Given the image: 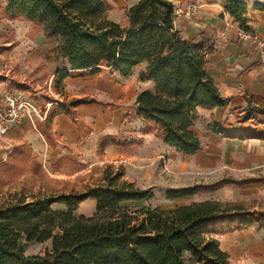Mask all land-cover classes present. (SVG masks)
<instances>
[{
    "label": "trees",
    "instance_id": "16d2710c",
    "mask_svg": "<svg viewBox=\"0 0 264 264\" xmlns=\"http://www.w3.org/2000/svg\"><path fill=\"white\" fill-rule=\"evenodd\" d=\"M4 1L5 18L41 25L47 39L61 42L62 56L72 70L94 75L105 67L129 77L146 63L140 80L153 81L154 86L136 97V116L145 133H154L184 155L202 150L203 142L193 129L194 116L199 109L223 107L227 100L206 69L214 43L185 40L176 26L171 0H134L125 28L109 19L103 0ZM225 1V13L243 32L253 34L246 1ZM257 9L264 11V5ZM56 76V83L62 84L70 72L59 70ZM90 102L96 101L81 99L57 106L75 119L71 108ZM212 129L227 134L215 123ZM123 174L107 167L105 184L88 193L32 194L29 200L16 197L0 204V264H231L214 234L264 229V212L215 200L173 210L150 206L131 210L122 204L148 199L152 192L122 181ZM246 182L228 177L170 190L167 195L176 199ZM89 198L95 200L96 212L89 217L76 215ZM57 204L65 209H56ZM45 242L51 247L44 254L27 255L28 243Z\"/></svg>",
    "mask_w": 264,
    "mask_h": 264
},
{
    "label": "rangeland",
    "instance_id": "374dc122",
    "mask_svg": "<svg viewBox=\"0 0 264 264\" xmlns=\"http://www.w3.org/2000/svg\"><path fill=\"white\" fill-rule=\"evenodd\" d=\"M103 1L109 19L125 28L131 1ZM184 17L186 16H177L176 20ZM194 17L197 14L190 18ZM17 24L22 26L26 23ZM17 35L13 31L8 36L0 37V43H14L12 47L0 46V115L8 121L9 127L6 134L0 135V204L16 197H26L29 200L28 196L32 194L88 193L105 184L106 169L111 167L114 172L121 170L124 173L122 181L134 182L137 187L150 189L152 192V197L148 199L122 204L131 210L144 206L173 210L193 202L215 200L225 206L238 205L246 210L264 212V191L243 193L237 189H217L187 197L169 198L167 194L170 190L209 185L220 179H217L216 174H203L195 168L188 172L181 171L184 156L166 146L154 133H145V128H142L138 119L129 114L133 106L129 101L125 103L128 111L125 116V145L106 143L103 139H90L83 143L81 139L77 146V158L62 156L53 145L51 116L60 111L55 102L61 103L67 97L69 102L77 100L74 95H81L82 86L77 85L73 91L67 92L68 85L65 82L57 84L55 79L58 76L53 80L54 73L64 68L65 59L62 57L60 41L44 42L41 46L30 49L31 46H24L26 39ZM7 74L12 77L14 88L5 84ZM6 91L24 93L27 108H21L20 116L15 119L4 101ZM202 124L204 123L198 126L199 131L203 129ZM65 148L67 152L70 151L69 146ZM91 205L90 202L81 203L75 214L87 216L92 211ZM55 208L64 210L65 206L57 204ZM241 232L250 233L251 239L244 240L247 241L244 247L240 245L244 241H238V246L234 249L226 245L229 233L216 232L214 236L230 252L231 264H264V253L256 256L252 252L256 246H264V229L252 227ZM50 247V242L28 243L26 253L41 255Z\"/></svg>",
    "mask_w": 264,
    "mask_h": 264
},
{
    "label": "crops",
    "instance_id": "0c3cea01",
    "mask_svg": "<svg viewBox=\"0 0 264 264\" xmlns=\"http://www.w3.org/2000/svg\"><path fill=\"white\" fill-rule=\"evenodd\" d=\"M125 1H131L130 7L135 4L134 0ZM171 1L175 6L192 8L197 14L194 18L184 17L175 21L185 40L200 43L208 39L214 43L215 50L207 56L206 69L221 95L227 100L223 107L212 110L199 109L194 116L193 129L201 138L203 147L194 155L179 152L184 156L180 170L188 172L195 168L203 174H216L220 180L228 177L248 180L241 185L226 184L219 190L237 189L243 193L264 191V113L261 111V108H264V11L257 9V5H264V0H245L253 34L261 38V44L245 37L240 25L225 13V0ZM4 6L5 1L0 0V37L15 31L22 39H26L24 46H31L30 49L41 46L44 42L55 41L45 37L41 25L5 18L2 13ZM18 22L26 24L18 26ZM127 26L128 19L125 21V27ZM3 45L12 47L14 43H0V46ZM63 62L62 70L70 72V76L64 80L68 85L67 92L73 91L77 85H81L82 89L81 95H74L77 100L69 102L67 97L61 103L55 102L56 105H69L81 99H93L96 102L72 107L75 119L64 112H59L52 118L51 136L58 152L70 159L77 158V146L81 139L83 143L90 139H103L106 143L117 142L125 145V116L128 114L125 103H133L129 114L138 119L136 97L140 92L154 86L153 81L140 80L146 63L137 66L129 77H123L105 67L100 73L85 75V71L72 70L66 59ZM56 75L57 72L54 73L53 80ZM5 78V84L14 88L12 77L7 74ZM138 121L142 128L145 127L139 119ZM201 123H204L203 129L199 131L198 126ZM213 123L226 131V136L214 132ZM67 146L69 152L66 151ZM88 202L92 204V211L86 214L87 217L96 212L95 200L89 198L83 203ZM242 230L226 232L229 233L226 245L230 249L237 247L238 241L251 239L250 233L241 232ZM245 242L247 241L240 242L241 247H244ZM223 249L227 251L224 247ZM240 251L242 249L238 252ZM227 252L230 256V252ZM252 252L259 256L264 253V246L258 245Z\"/></svg>",
    "mask_w": 264,
    "mask_h": 264
},
{
    "label": "built area",
    "instance_id": "2783aa9c",
    "mask_svg": "<svg viewBox=\"0 0 264 264\" xmlns=\"http://www.w3.org/2000/svg\"><path fill=\"white\" fill-rule=\"evenodd\" d=\"M176 14L177 16H186V17H192L195 15V10L192 8H182V7H176ZM245 37L253 40L257 43H262V40L260 37L254 34L250 33H244ZM4 101L9 108V111L13 114L14 119L20 116V109L21 108H27L26 101L24 100V93L20 91H6L4 93ZM0 135L6 134L8 131V121L4 120L2 115H0Z\"/></svg>",
    "mask_w": 264,
    "mask_h": 264
}]
</instances>
